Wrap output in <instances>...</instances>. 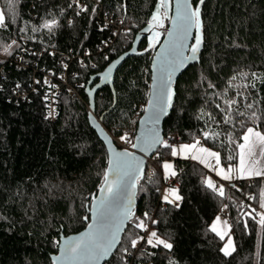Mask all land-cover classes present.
I'll return each mask as SVG.
<instances>
[{"label":"trees","instance_id":"1","mask_svg":"<svg viewBox=\"0 0 264 264\" xmlns=\"http://www.w3.org/2000/svg\"><path fill=\"white\" fill-rule=\"evenodd\" d=\"M81 2L90 8L95 6L96 13L76 16L74 9L66 8L69 0H17L16 22L9 21L6 29H0V51L12 40L20 44V48L13 45L12 55L0 61V264H52L51 256L58 247L55 242L86 226L82 217L89 213L82 205L90 202L86 198L97 194L108 155L88 122L85 86L92 75L130 49L135 35L149 24L159 5V0H100L98 5L96 0ZM61 9H65L62 15ZM98 14L123 21L124 31L114 35L110 27H101ZM201 14L203 44L199 59L185 68L173 84L175 95L163 123V139L172 144L192 143L194 138H200L205 147L221 152L226 165L228 148H221L219 141L203 140L201 134L215 130L224 140L229 134L239 137L243 133L238 125L233 128L222 123L215 104L223 106V100L213 93H224L231 77L239 72L264 75V0H205ZM53 17L60 21L54 34L45 29L31 31ZM69 19L73 21L71 26ZM25 27L26 32L19 31ZM160 33L161 40L165 29L161 28ZM109 38V46L100 49L101 42ZM150 41L149 37L143 38L137 53L117 68L113 89L105 86L95 95V115L104 113L102 124L113 138L128 133L133 142L137 121L147 103L150 64L158 45L153 48ZM22 49L30 53H21ZM17 55L22 56L27 67L17 66ZM41 69L55 73L54 82L59 86L53 121L45 118V85L42 81L33 84L32 80L33 75L40 78ZM62 72L68 83L82 84L77 88L78 96L68 95L66 87L57 81ZM209 82L217 87L209 88ZM17 84L21 85L19 89ZM247 92L248 102L259 100L258 107L264 110V83L257 82L256 89ZM235 93L236 89L231 88L226 95L234 97ZM114 96L115 106L111 108ZM244 103L241 101V111L245 110ZM202 109L211 112L219 123L206 116L198 118ZM261 128L264 130V122ZM159 152L158 157L156 153L152 156L151 176L146 163L137 186L134 213L143 217L147 212L159 221L146 223L150 231L170 239L173 249H151L145 244L147 251L156 254L129 257L130 264H168L169 259L177 264H256L257 251L260 264H264V240L258 236L256 225L249 221V232L243 230L242 224L235 225L238 209L202 186L201 177L212 173L196 161L172 157L169 149L160 147ZM163 159H172L178 172L175 188L183 197L179 207L161 200L159 191L165 179L158 163ZM233 182L243 192L257 196L256 180L249 185L245 181ZM224 186L237 202L256 208V200H248L229 183ZM222 203L229 204L226 219L234 224L232 237L237 245V252L229 258L218 251L222 241L208 231ZM131 231L144 235L134 228ZM119 257L120 253L114 251L104 264H121Z\"/></svg>","mask_w":264,"mask_h":264},{"label":"snow or ice","instance_id":"2","mask_svg":"<svg viewBox=\"0 0 264 264\" xmlns=\"http://www.w3.org/2000/svg\"><path fill=\"white\" fill-rule=\"evenodd\" d=\"M99 2L100 0H96L97 5ZM204 3L205 0H159V8L149 21L153 26L149 29L152 31L150 45L155 48L160 43L159 38L162 35L159 31H154V28H164L167 40L161 46L162 50L156 53L153 61L151 86L153 91L148 105L143 109L146 117L141 121L145 125V130L135 137V142H132L128 133L122 134L120 140L145 155L155 152L158 157L159 148L163 147L170 150L172 157L197 161L209 171L214 172L221 180L227 181L231 189L242 193L248 200H258L259 208L264 210V187H261L257 197L243 192V189L233 182L259 178V183L264 185V130L261 128L264 122V110L259 109V100L253 99L248 102L250 94L247 92L250 88L256 89L257 82L264 83V75L257 72L251 74L239 72L231 77L224 93H213L214 96L223 100V106L221 103L215 104L216 109L221 113L222 123L231 125L233 128L238 125L243 129L239 137L229 134L224 140L220 139L221 134L215 130L202 131L203 140L219 141L221 148H228V154L225 157L228 162L226 165L222 163L221 152L205 147L200 138H194L192 143H181L178 146L169 144L162 138L158 127L161 117L166 116L169 108L172 107L175 95L173 83L176 73L190 62L199 59L198 54L203 44L201 7ZM16 5L17 0H3V6L0 7V29H6L9 21L16 22ZM66 8L74 9L76 16L88 12L95 14L97 11L95 6L90 8L88 3H82L81 0H69ZM64 11L65 9H61V15ZM165 21L170 23V27H165ZM72 23L73 21L69 19L68 25L71 26ZM59 27L60 21L53 17L44 20L39 27H32L31 31L35 33L40 29H45L49 34H54ZM19 31L26 32L27 28H21ZM22 38L32 39V37ZM190 40L193 42L189 43ZM13 45L20 48V44L12 40L10 44L3 47V52L9 56L12 55ZM22 50L27 51V49ZM31 54L36 55L35 52ZM49 54L55 55V53ZM81 64L84 66L82 61ZM63 67L67 69L68 65L64 64ZM103 79L109 82V76H104ZM237 81L240 82L236 83ZM35 83L40 84L41 81L37 80ZM43 83L50 88L56 87L47 78ZM20 87L21 85H16L17 89ZM208 87L215 89L217 86L209 82ZM231 88L236 89L234 97L226 95L228 89ZM52 95L54 96L55 93ZM49 98L46 94L45 100ZM241 101L245 102L244 111L240 110ZM53 114V111L49 112V116ZM205 116L209 121L219 123L211 112H205L202 109L198 118ZM248 123L252 126H247ZM108 143L111 145L112 141L109 140ZM144 163V159L137 157L133 151L110 149L107 168L103 173L98 194L86 198L90 202L82 205L90 213L82 217L87 222V229L78 236L62 238L55 242L60 248V255L53 257V264H102L108 260L114 250L120 253L121 264H130L129 257L136 258L139 254L143 258L145 255L154 256L156 254L147 251L145 244L151 249L163 248L168 252L172 251L173 244L170 239L162 238L155 230L149 231L146 223L150 221L152 224H157L159 221L152 219L147 212L143 214V217H137L134 213L137 186L143 176ZM162 167L166 179L178 175L172 163L165 161ZM201 184L221 201L229 200L238 209L235 225L242 224L243 230L249 232V221H251L256 225L258 236L264 240V211H258L251 204H245L243 201L237 202L226 192L224 184H218L211 177L202 176ZM162 200L164 203L179 207L178 202L182 201L183 197L179 194V189L173 187L165 190ZM228 209L229 204L222 203L220 213H225ZM132 228L146 235L133 232ZM233 228L232 222L228 219H221V215L217 214L208 229L224 242L218 251L225 258L232 257L237 252V245L232 237ZM168 264H177V262L169 259ZM256 264H260L259 251L256 252Z\"/></svg>","mask_w":264,"mask_h":264},{"label":"water","instance_id":"3","mask_svg":"<svg viewBox=\"0 0 264 264\" xmlns=\"http://www.w3.org/2000/svg\"><path fill=\"white\" fill-rule=\"evenodd\" d=\"M157 8H159V5L157 6ZM170 15H171V13H170ZM167 27H170V23L169 22H168ZM150 28H152V25H150V23H149L148 25H146L143 29H141L135 35L134 40H133V42L131 44V47H130V49L128 51L122 53L117 58L112 60L101 72L92 75L89 78V80H88V82H87V84L85 86V90H84L85 94L87 96V99H88V116L87 117H88L89 125L95 131V133H96L97 137L99 138V140L104 144L108 157H109L110 149H114L115 151H122L124 149H128L129 151H133V152H135L137 157L143 158L144 161H145L143 172H144V169H145V166H146V163H147V159L152 157L155 152H151V153L145 155V153H142V152H140L139 150H136V149H132L131 147L130 148L120 147L116 143L115 139L107 132V130L104 128V126L102 124L104 113L101 114L99 117H97L95 115V95H96L97 92H99V90L101 88H103L105 86H108L111 89H113V78H114V75H115V72H116L117 68L121 65V63L128 56L137 53L138 45H139L140 41L143 38H145V37L151 38L152 37V31L149 30ZM166 40H167V36H166V33H164L163 37L160 40V43L157 45V47L155 48L154 53L152 55L151 64H150L149 92H148V98H147V103H146L145 107L148 105V100H149L150 95H151V93L153 91V89L151 87L152 83H153V79H152L153 61H154V59L156 57V53L162 50L161 46L164 44V42ZM192 42L193 41H191V40L189 41V43H192ZM199 54H198V56H199ZM195 62H190L186 67H184L180 71H178L176 73L175 77H174V82L178 79V77L181 75V73L184 71L185 68H187L189 65H191V64H193ZM104 76H109V82H105V80L103 79ZM173 99H174V97H173ZM172 102H173V100H172ZM114 106H115V96H114V102H113V105H112L111 108H113ZM170 110H171V108H169L168 113L170 112ZM144 117H146V113L143 111L141 116L139 117V119L137 121L136 132H135V135H134V138H133V142H135V137L137 135L141 134L145 130V125L141 122ZM165 118H166V116H162L161 120H160V123L158 125L162 138H163V123H164ZM109 140L112 141L111 145H109V143H108ZM97 194H98V192H97ZM135 206H136V198H135V202H134V207ZM89 215H90V213H89ZM86 229H87V224L81 231H79L77 233H74V234L67 235V236H61L59 240H62V238L78 236L81 233L85 232ZM59 255H60V248L57 247V253L51 256L52 264H53V257L59 256ZM111 256L108 258V260L111 258ZM105 262H102V264H104Z\"/></svg>","mask_w":264,"mask_h":264},{"label":"built area","instance_id":"4","mask_svg":"<svg viewBox=\"0 0 264 264\" xmlns=\"http://www.w3.org/2000/svg\"><path fill=\"white\" fill-rule=\"evenodd\" d=\"M97 21L99 23V25H101V27L103 28H111L112 29V32L113 34L114 33H118L119 31H124V29L121 27V23L118 21H114L110 16H107V15H102L100 17V14L97 15ZM109 42H112V39L109 38L108 39V42L107 40H104L101 42L99 48L102 49V48H107L109 46ZM27 53L29 54L30 53V50L27 49V51H22V53ZM14 62L17 64L18 67H27V64L23 61L22 59V56L21 55H17L15 58H14ZM81 63V61H80ZM40 78L38 79L37 75H33L32 76V80H33V84H36L35 81L39 80V81H43L45 80V78H47V80L51 83V84H54L56 85L55 88H50L47 84H44L46 89H45V92H44V103H45V118L46 120H49V121H53L55 119V115H56V106H57V93L59 91V86L58 84H56V82H54V79H55V76L52 75V72L50 70H43L41 69V72H40ZM57 81L59 83H61L63 86L66 87V91L68 93V95L70 96H78V91H77V88L81 87L82 84L81 83H78V82H75V84H70L67 82V76H66V73L65 72H62L60 73L59 75H57ZM69 89H71V91H69ZM18 93V92H17ZM52 93H55V95L53 96ZM49 95V100H45V95ZM20 94H18L19 96ZM25 93L23 92L22 93V96H24ZM53 101H55L53 103ZM87 107H88V104H87ZM50 111H53V115L52 116H49V112ZM173 138L174 139H177V136L176 135H173ZM172 144H175V143H172ZM153 160L154 158L150 157L149 159H147V163L149 164V168H148V175L151 176L152 175V166H153ZM258 184H259V179H255ZM255 180H249V181H245V184L246 185H249L251 183H253ZM177 178L176 177H173V178H168L166 180H164V182H162L161 184V187H160V195H161V192L163 190V188L165 186H171V187H176L177 186ZM222 184H227L228 182H221ZM256 209L258 211H262V209L259 208V204H258V200H256ZM222 216H224L225 218L228 217V212H225V213H221ZM149 227V231H150V225H148ZM144 235H146V233H144Z\"/></svg>","mask_w":264,"mask_h":264},{"label":"rangeland","instance_id":"5","mask_svg":"<svg viewBox=\"0 0 264 264\" xmlns=\"http://www.w3.org/2000/svg\"><path fill=\"white\" fill-rule=\"evenodd\" d=\"M152 28H153V26H152ZM160 29H161V28H154L153 30H154V31H159V32H160ZM22 51H23V50H22ZM22 51H21V53H22ZM8 56H9V55L5 54V53L3 52V50L0 51V61L6 59ZM114 139H115L116 143H117L120 147H125V148H130V147H131V146H129V144L122 142V141L120 140V137H118V138H114ZM165 161H168V162H170V163H172V164H173V161H172V159H163L162 161H160V162L158 163V165H159V167H160V169H161L162 176H163V178L166 180V178H165V173H164V169H163V167H162V165H163V163H164ZM206 169L209 171L208 168H206ZM209 173H212V172L209 171ZM208 177H211V176L208 174ZM218 184H221V183H218ZM169 188H173V187H171V186H165V187L163 188V190H162V192H161V195H160L161 200H162V196H163L164 193H165V190H166V189H169ZM162 201H163V200H162ZM218 214L221 215L220 212H219ZM214 217H215V216H214ZM221 219H226V218H225L224 216L221 215ZM213 220H214V218L211 220L209 226L212 224ZM226 239H227V238H226ZM223 243H224V242H222V245H223ZM222 245H221V246H222Z\"/></svg>","mask_w":264,"mask_h":264},{"label":"crops","instance_id":"6","mask_svg":"<svg viewBox=\"0 0 264 264\" xmlns=\"http://www.w3.org/2000/svg\"><path fill=\"white\" fill-rule=\"evenodd\" d=\"M179 144H181V143H175V144H173V145H179ZM191 160V159H190ZM192 161H194V160H192ZM197 162V161H196ZM214 163V162H213ZM210 176H211V178L215 181V182H217V183H221V182H223V180H221L219 177H217L216 175H215V173L214 172H212V174H210ZM257 179H259V178H257ZM225 182H227V181H225ZM222 184V183H221ZM261 187H262V185H261V183H259L258 184V182H257V197L259 196V193H260V190H261Z\"/></svg>","mask_w":264,"mask_h":264}]
</instances>
